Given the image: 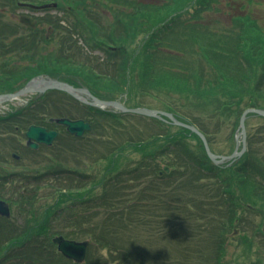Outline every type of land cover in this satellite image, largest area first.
Wrapping results in <instances>:
<instances>
[{
  "label": "trees",
  "instance_id": "1",
  "mask_svg": "<svg viewBox=\"0 0 264 264\" xmlns=\"http://www.w3.org/2000/svg\"><path fill=\"white\" fill-rule=\"evenodd\" d=\"M46 1L49 0H0L1 53H5L4 47H9L10 51L13 45H19L12 40L19 35L11 34V31L23 28L17 22L7 20L1 9L8 8L9 12L13 13L19 8V2L41 4ZM51 1L57 3L56 10L62 12V16L38 20L41 23L46 22V26L53 29L52 38L49 39H45L43 32L37 30L42 38L39 46L58 44V51L61 53L59 59L47 58L38 53L29 57L17 56V60L35 59L38 63L36 66L25 68L23 74H19L20 70L11 73L10 79L4 81L5 83L0 82L3 83L1 85L7 84L18 90L32 75L49 73L51 69L45 71V62L49 60H54L58 65L53 67L56 71L69 72L70 66L75 65L70 62V59L74 60L70 48L75 45L73 35L79 36L90 49L101 50L107 61L115 60L121 53L126 54L129 45L140 38L132 54L120 58L119 82L101 83L95 74L85 71L83 66H78L80 68L76 74L95 96L110 99L114 98L116 93L124 91L130 82L127 75H131L136 66L139 67L140 72L151 77L150 87L154 91L166 89L165 95L174 93L182 100L181 103L177 98L175 106H165V110L174 113L179 121L199 128L205 134L211 149L223 155L229 154V147L234 144L233 129L238 124L241 112L249 106L255 107L260 101L264 102V28L251 20L247 25L242 20L235 19L232 21L233 27L223 30L220 34L213 33L208 25L196 24L203 22L201 16L210 9L213 0H159V3L166 7L169 3V6H178L174 9L180 10L196 5L193 16L196 22L181 25H177V18L164 25L165 19L161 20L162 15H159L164 8L153 6L154 4L143 0H103L117 6L113 8L115 12L113 17L104 21V16L99 15L95 9L98 5L106 8V5L97 0ZM99 17L102 18L104 25L102 23L98 25ZM7 30L10 33L5 32ZM191 43L195 44L197 54L202 56L205 62L209 60L211 54L224 51V47H227L230 50L227 55L231 58L225 75L210 72L206 76L200 71L202 67L200 59L187 60L188 55L194 56L192 49L194 46ZM109 45L117 47V50H110ZM17 47L15 46V53L19 54L20 50ZM161 48L168 52L159 56L157 51ZM138 51L141 53L135 57ZM12 52L14 53V50H11ZM178 53L179 59L183 60L180 63ZM141 57L145 59L142 60ZM150 58L155 60L153 64L149 62ZM4 59L1 58L0 63ZM6 61L10 62L12 58L9 57ZM2 67L11 65L4 62ZM24 78L26 80L23 81ZM220 78L221 82L218 81ZM190 83L193 84L192 87L189 86ZM156 86L160 88L156 89ZM100 90L107 92L103 93ZM70 103L78 102L65 93L52 91L25 107L10 106L6 115L0 116V162L9 166L8 161L12 160L11 153L20 154L25 150L24 147H20L23 131L30 125L50 128L52 125L48 119L51 117L82 118L91 123L92 130L87 136L88 145L100 144L94 142L99 139L101 142L110 141L111 133L123 132L119 130H123L121 128L123 125L117 115L88 106L79 107L81 116L56 109V106ZM212 105H215V108L209 109ZM189 107L191 109H187ZM219 107L223 108L222 112L218 111ZM178 108L181 109L177 110ZM198 108H204L206 112L197 113ZM226 119L230 120L226 122ZM231 121L233 127L228 134L229 147L228 145L218 147V150L216 138L222 137V125L225 126ZM151 122L152 132L148 137L142 138V135L135 137V134L127 133L119 135L118 140L124 139L122 142L117 140L112 142V150L105 155V159L108 160L105 171L111 174L108 184L101 186V178L96 179L93 175L90 178L91 187L84 188L88 195L87 200L95 203L94 206L88 207L90 212L86 216L81 217L79 212L83 194L76 192L83 188L81 183L84 181L56 174L57 171L63 172V165L50 163L28 167L23 178L16 177L21 175L18 171H8L7 167L0 168V198L7 200L16 208L22 204L29 208L25 210L27 217L22 228L10 221H1L4 218L0 219V264H48L54 250L51 239L56 235L88 239L94 251H89L85 264H152V261L141 255L140 251H135L137 248L135 244L138 241L144 242L150 237L147 235V231L151 230L149 214H152L154 224H163L162 220L166 219L165 226L163 225L161 229L170 233L176 228L175 224L179 219L185 218L177 217L181 211H188L189 222H193L189 223L188 229L183 226L181 228L193 235L188 239L190 242L185 243L186 248L184 250L180 248V259H168L164 264H227L224 262L226 237L233 232L232 228L252 224L256 216L264 215V124L256 127L253 134L248 130L250 139L247 140V152L232 168L226 170L213 166L208 161L199 139L188 130L171 131L168 124L156 119H152ZM132 127L137 128V125ZM93 132L94 135L91 136ZM252 136L255 138L254 142ZM59 139L64 140L62 137ZM190 140L198 143L200 152L196 147H192ZM127 147H132L143 159H152L149 162L141 160L137 163V168L134 167V172L151 174V185L145 188H149L145 192L149 195L143 194L142 197L134 198L136 204L132 206L127 205V201L117 200L114 195H106L114 191L117 185L125 182L118 178L123 174L122 163L126 157L118 155L117 152H122ZM91 148L96 150L97 145ZM159 155H169L165 160L171 171L161 177L158 175L161 171L160 163L157 162ZM146 165H150L152 169H145ZM7 178L10 179L8 191L4 188ZM46 178L54 179L55 182L61 181V186H47L50 190L39 194V190L44 188L41 181ZM162 186L169 189L167 203L166 198L156 196L157 188ZM192 187L195 191L201 189L202 193L200 196L194 194L193 200L190 199ZM101 193L104 195L101 196ZM38 198L43 199V205L37 204ZM106 199L109 203V213L92 211L93 208H99L101 203H105ZM69 204L73 205L69 207L67 206ZM149 206H153V211L148 210ZM41 207L47 208L36 210ZM245 212L248 216H245ZM65 215L69 216L65 219L69 225H62L65 220L55 223V218L62 220ZM39 216L42 217L40 222ZM74 216H79L80 220L73 218ZM78 221L80 225L76 226ZM85 222L88 228L83 229L82 225ZM125 222L130 224L125 225ZM166 236L170 239L175 238L169 234ZM262 236L264 237V234ZM39 237L45 239L40 242L33 239ZM201 237L210 238L212 242L205 244L197 239ZM193 240L201 243V246L198 245L189 253L187 250L192 246ZM179 245L181 247L182 243L179 242ZM101 249L107 250V255H97L96 251ZM57 257L60 259L59 264H75L60 256ZM35 258L38 260L31 262Z\"/></svg>",
  "mask_w": 264,
  "mask_h": 264
},
{
  "label": "rangeland",
  "instance_id": "2",
  "mask_svg": "<svg viewBox=\"0 0 264 264\" xmlns=\"http://www.w3.org/2000/svg\"><path fill=\"white\" fill-rule=\"evenodd\" d=\"M143 1H152V0H143ZM242 3V5H241ZM238 9H241L240 11ZM242 12H244L246 15H249L251 18H260L263 19L262 23H264V0H213L212 1V7L205 13V20L206 22L210 23L211 25H213L215 28H221V29H225L224 26H230L232 21H231V16H239L242 14ZM15 13V14H14ZM14 13H11L10 15H8L7 17L10 18L12 15L15 16L13 17L14 19H17L16 15H20L21 13L27 14L29 15V12L26 10H22V9H18L16 10ZM6 18V17H5ZM261 22L258 23V26H261L264 28V24H262ZM78 49L77 52H79V54H76L75 52L72 53V56L74 58V60L70 59L71 63H80L81 65H87L86 70H88V68H93L94 65H98V61L101 58V63L102 59L105 60V57L103 54L99 53V52H91L89 50H87L88 48L86 47L85 43L83 41H81L78 44ZM58 44L54 43L53 45L50 46H45L43 47V49H38V47L32 48V51H29L28 54L33 53V51H37L39 52V54H44L47 58L50 57L52 59H59L58 57L61 55V53L58 51ZM225 50L221 51V52H217L216 54H211L209 56V60L205 63H201L202 67L200 69V71L202 73H205V75H209L208 73L212 72V73H218L220 75H225V71H226V67L229 66V61H230V55H227L230 53V50L227 47H224ZM46 50V51H45ZM10 55V57L12 58L13 53H8ZM8 54L5 55L3 54L2 57H4L5 59L8 58ZM222 58H224L225 60H222ZM84 61H87L86 63ZM31 64V63H30ZM46 69L45 71L51 69L54 70L55 69L53 67L58 66L56 64V62L53 60L52 62L50 61H46ZM39 70L42 71V68L40 66H38ZM96 71L101 72L108 76H110L112 78L113 81L118 82L119 78H118V73L119 71L116 69V67L114 66V64H111L110 68H103V66L98 65L96 67ZM37 70V69H36ZM35 70V71H36ZM175 70V69H173ZM232 70V68H231ZM32 71V70H31ZM29 71V72H31ZM28 72V73H29ZM93 72V71H91ZM4 73V69L2 68V66L0 67V81L4 82V80L6 79V77H10L7 75H2ZM35 76V75H32ZM31 76V77H32ZM56 76V75H54ZM154 76V75H153ZM26 80V78L23 79V81ZM222 78L218 79V81L221 82ZM152 81V80H151ZM151 81L149 83H151ZM5 83V82H4ZM2 83H0V93H5V92H13L14 88H11L9 85H1ZM11 85V84H10ZM130 86H132L131 82H130ZM171 86V85H170ZM190 87L193 86L192 83L189 84ZM99 88V87H98ZM96 88V89H98ZM156 89L160 88V86H156ZM16 90V89H15ZM14 90V91H15ZM151 90H153L151 88ZM150 90V93H152L153 95H155L154 92H156V90L153 92ZM166 90V89H165ZM100 92H107V91H101ZM163 95V97L165 99L161 100H157V103L155 102V100L150 99L147 95H141V94H134V99H132V101H130L131 103H137V104H141V105H149L151 106L152 104H157L158 106V110L162 109V105H168V106H172L174 107L175 104L172 102L175 98H179L177 94L172 93L171 95H165L164 93H161ZM31 96L28 97V99ZM121 101H125L126 102V98L124 96H121ZM262 99V98H261ZM180 102L182 103V100L179 98ZM26 101V96L24 98L15 100V101H11L9 104L16 107H19L20 105H23L24 102ZM250 107V106H249ZM264 107V102L260 101V103H257L255 108H262ZM2 108H5V110H8V106H2ZM215 108V105H212V107H210L209 109ZM181 109V108H178ZM187 109H191V107L187 108ZM223 108L219 107L218 111L222 112ZM1 106H0V113H1ZM197 113H202V111L205 113L206 109L204 108H198L196 109ZM135 124L137 123L136 119H131ZM230 119H226L225 121L228 122ZM145 122H141V124H144ZM264 124V119L263 118H258L257 120H254L253 117H250L247 121V125H248V129L250 131V133H255V128L258 127L259 125ZM238 126V124H237ZM237 126L233 129V140H234V144H235V133L237 131ZM222 137H218L216 138L217 144L216 148L218 149V147L222 148L223 146L228 145L227 147H229L228 144V134L230 133V131L232 130L233 124L232 121L231 123H228L224 126V124L222 125ZM211 129V128H209ZM143 133L142 138H144L145 136V131L144 128H142L140 126V132L139 133ZM141 138V139H142ZM249 138V136H248ZM250 139V138H249ZM252 141H255L254 136H252ZM21 143L24 145L25 144V140L23 139L21 141ZM198 143L197 142H193L191 143V145L193 147H196V149L200 152V149L198 148ZM231 145L230 148V152H232L233 150H235V146ZM219 150V149H218ZM229 152V153H230ZM12 154L15 153H11ZM100 156V153H97ZM127 154H129L132 158L136 159L138 158V153H134L132 151H128ZM23 156L21 157V159H19L18 161H16V165L12 163V166H6L3 162H0V168H6L8 171H16V170H21V171H25L27 166H31V162L29 161L30 157L28 155V153H24L22 154ZM98 155H93L91 157H89L86 161V170H90V171H96L95 173L98 174L101 172V168H103V166L105 165V163H101V160L103 159H98ZM8 158V155H7ZM93 159V161H92ZM34 160V158H33ZM11 161V159H10ZM92 161V162H91ZM98 161V162H97ZM97 162V163H96ZM163 165V164H162ZM35 166V165H33ZM183 171L186 170L182 169ZM178 183V182H177ZM46 184V183H45ZM185 184V182H184ZM47 189L45 188H41L39 190V194H44V192H46ZM195 197L194 194H190V199L193 200ZM41 198V197H39ZM36 199L37 204L39 203V205H43L44 201L43 199L39 200ZM153 211V210H151ZM161 212V209L160 211ZM189 212L188 211H181L180 213L177 214V217H185L183 219H179V221L175 224L176 228H173V231H171L169 233L170 236L175 237L173 239H170L169 237L166 238L165 243L162 241L158 242H146L145 244H143L145 251V254H148V257H152L153 260L158 259L157 262L155 263V261H152V264H163V260H168V259H175V260H179L181 255H180V248L182 250H184L186 248L185 243L186 242H190L188 239L190 237V235H193L191 233H187L185 229L183 228H179L181 226L185 227L186 229H188L189 227V223H193V222H189V217H188ZM245 216L248 215L247 212L244 213ZM39 222L41 221L42 217L39 216ZM20 219H18L19 221ZM57 224L61 222V220H58L55 218L54 220ZM184 222V223H183ZM181 223H183L182 225H180ZM65 224V221H63V224ZM177 228L178 231H177ZM235 229V230H234ZM233 230L235 231L234 234H229L228 239H229V245H228V254H227V259L230 263L232 264H264V237L262 236V230L264 229V215H258L256 217V219L253 220V223L250 225H245L243 227H235ZM175 230V231H174ZM177 231V232H176ZM234 236V237H231ZM182 240V241H181ZM199 241L203 242V238L198 239ZM179 242L182 243L181 247L179 245ZM184 242V243H183ZM192 246L190 248H188V252L191 253L193 252L198 245L201 246V243H199L196 240L191 241ZM139 244V243H138ZM190 243H187V245H189ZM166 245V247H165ZM137 249H142L141 247H137ZM160 257V258H159Z\"/></svg>",
  "mask_w": 264,
  "mask_h": 264
},
{
  "label": "water",
  "instance_id": "3",
  "mask_svg": "<svg viewBox=\"0 0 264 264\" xmlns=\"http://www.w3.org/2000/svg\"><path fill=\"white\" fill-rule=\"evenodd\" d=\"M22 22H25L28 26L33 27V24L30 22V19L28 17H24L22 18ZM48 89H59V90H64L66 92H68L69 94L73 95L74 97H76L77 99H79L80 101L84 102V103H88L90 105H94V106H98V107H117L120 108V110L122 111H126V112H131V110H127L125 108H123L120 104H118V102H104V101H100L97 100L93 97L90 96V94L88 92H86L85 90H79V89H75L65 83H61V82H57V81H52V80H45L43 78H37V79H33L31 80L23 89L19 90L18 92L14 93V94H5V95H0V103L14 99L18 96L27 94V93H44L46 90ZM81 94H85L86 96H88L91 99V102H88L87 100L81 98ZM132 112L141 114V115H147V116H155L158 112L156 111H149V110H145V109H141V110H132ZM250 113H254V114H258L261 116H264V111L262 110H257V109H248L246 110L241 119H240V129H241V134H242V149L239 153H235L232 156L228 157V158H222L221 161L217 162L220 163L222 162V160H227V159H231L233 157H237L240 156L244 150H245V132H244V119L245 116L247 114ZM58 124L64 125L66 126L67 130L71 133L76 134L77 136H80L83 131L88 130L90 127L88 124L84 123L83 121H71L68 119H61L57 121ZM191 130H193V132L197 133V131L194 128H191ZM203 140L204 145H205V149L206 152L208 154V156L215 161V159L217 158L216 156H213L206 144V141L204 139V137L197 133ZM56 133L53 131H47L45 128L42 127H35V126H31L28 131L26 132V137L28 139V146L36 149L38 147V144H51V142L53 141V139L56 137ZM0 213H5L7 214V211L5 210V208L3 207L2 204H0ZM55 242L58 243V248L59 250L67 257L72 258V259H76V260H82L85 256V249H86V244L85 243H74V242H69V241H62V238H58L57 240H55Z\"/></svg>",
  "mask_w": 264,
  "mask_h": 264
}]
</instances>
